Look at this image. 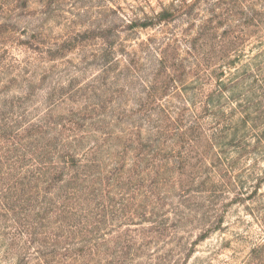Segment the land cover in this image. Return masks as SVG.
I'll return each instance as SVG.
<instances>
[{
	"label": "rangeland",
	"instance_id": "374dc122",
	"mask_svg": "<svg viewBox=\"0 0 264 264\" xmlns=\"http://www.w3.org/2000/svg\"><path fill=\"white\" fill-rule=\"evenodd\" d=\"M0 264H264V0H0Z\"/></svg>",
	"mask_w": 264,
	"mask_h": 264
}]
</instances>
